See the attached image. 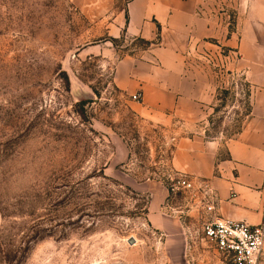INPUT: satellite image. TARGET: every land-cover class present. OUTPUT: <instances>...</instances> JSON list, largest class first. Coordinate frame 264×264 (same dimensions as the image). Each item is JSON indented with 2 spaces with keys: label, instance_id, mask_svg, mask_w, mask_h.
<instances>
[{
  "label": "rangeland",
  "instance_id": "obj_1",
  "mask_svg": "<svg viewBox=\"0 0 264 264\" xmlns=\"http://www.w3.org/2000/svg\"><path fill=\"white\" fill-rule=\"evenodd\" d=\"M131 1L0 0V264H230L202 240V198L169 191L179 135L119 86L161 44L118 35ZM225 58H206L204 126L227 140L250 89Z\"/></svg>",
  "mask_w": 264,
  "mask_h": 264
},
{
  "label": "crops",
  "instance_id": "obj_2",
  "mask_svg": "<svg viewBox=\"0 0 264 264\" xmlns=\"http://www.w3.org/2000/svg\"><path fill=\"white\" fill-rule=\"evenodd\" d=\"M124 16L118 35L160 34L148 62L123 63L134 72L118 83L131 95L142 93L146 118L179 135L171 170L211 185L214 218L264 225V0H132ZM222 52L227 71L250 89L248 115L227 140L209 138L204 126L218 88L206 58L217 62ZM154 190L153 210L168 196Z\"/></svg>",
  "mask_w": 264,
  "mask_h": 264
},
{
  "label": "built area",
  "instance_id": "obj_3",
  "mask_svg": "<svg viewBox=\"0 0 264 264\" xmlns=\"http://www.w3.org/2000/svg\"><path fill=\"white\" fill-rule=\"evenodd\" d=\"M135 96V100H141ZM169 191L193 193L205 202L206 211H216L217 195L211 185L185 175L169 183ZM202 240L230 264H261L264 257V225L251 226L231 219H208L202 227Z\"/></svg>",
  "mask_w": 264,
  "mask_h": 264
},
{
  "label": "water",
  "instance_id": "obj_4",
  "mask_svg": "<svg viewBox=\"0 0 264 264\" xmlns=\"http://www.w3.org/2000/svg\"><path fill=\"white\" fill-rule=\"evenodd\" d=\"M128 242H129L130 245H133L134 244V240H132V239L129 240Z\"/></svg>",
  "mask_w": 264,
  "mask_h": 264
}]
</instances>
